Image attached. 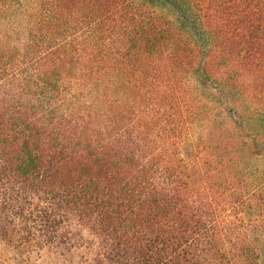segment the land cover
Here are the masks:
<instances>
[{
  "label": "trees",
  "instance_id": "16d2710c",
  "mask_svg": "<svg viewBox=\"0 0 264 264\" xmlns=\"http://www.w3.org/2000/svg\"><path fill=\"white\" fill-rule=\"evenodd\" d=\"M260 156L264 0H0V264H264Z\"/></svg>",
  "mask_w": 264,
  "mask_h": 264
},
{
  "label": "rangeland",
  "instance_id": "374dc122",
  "mask_svg": "<svg viewBox=\"0 0 264 264\" xmlns=\"http://www.w3.org/2000/svg\"><path fill=\"white\" fill-rule=\"evenodd\" d=\"M247 133L249 132L244 131V130L241 132L243 136L238 141H240L242 144H244L245 139L248 140V138L246 137ZM241 149L243 148L241 147ZM257 160H258V165H261L263 167L262 165L263 160H264L263 156L258 157ZM257 160L254 163L257 164ZM35 264H87V262L83 260L82 254L80 251L72 249V250H67L64 252L61 250L51 249V250H46L42 254L41 259L39 258L35 262Z\"/></svg>",
  "mask_w": 264,
  "mask_h": 264
}]
</instances>
